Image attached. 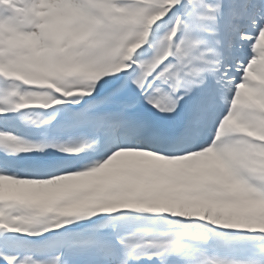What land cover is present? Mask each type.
<instances>
[{
    "label": "snow or ice",
    "instance_id": "obj_1",
    "mask_svg": "<svg viewBox=\"0 0 264 264\" xmlns=\"http://www.w3.org/2000/svg\"><path fill=\"white\" fill-rule=\"evenodd\" d=\"M0 264H264V0H0Z\"/></svg>",
    "mask_w": 264,
    "mask_h": 264
}]
</instances>
